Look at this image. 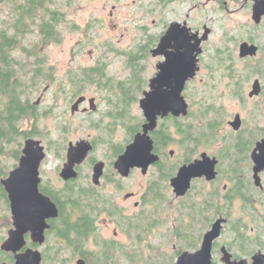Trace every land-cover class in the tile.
I'll use <instances>...</instances> for the list:
<instances>
[{
	"label": "flooded vegetation",
	"instance_id": "1",
	"mask_svg": "<svg viewBox=\"0 0 264 264\" xmlns=\"http://www.w3.org/2000/svg\"><path fill=\"white\" fill-rule=\"evenodd\" d=\"M172 1L174 0H134L132 7L139 14L144 12L143 15L140 14V18L151 17L157 15L154 13L159 5H168ZM209 1L220 10L223 7L229 10L228 3L231 0ZM199 2L206 5L208 0ZM190 20L187 18L179 22L187 23L191 28V35L198 34V38H206L201 42L202 51L198 55L200 70L194 78L187 81L183 91L188 103V113L157 116V125L149 130L148 135L153 142L152 153L158 159L149 164L145 172L142 166H135L124 174L117 168L116 162L127 152L137 135L144 133V126L148 124L141 100L145 97V91L151 90V79H145V82L130 91L132 94L128 102L124 98L129 85L125 83L127 79H89L90 82L83 85L80 84L84 83L82 79H69L68 89L57 79L43 82L47 84L34 103L36 111H43L41 107L48 94L54 95V99L67 96L73 115L97 116L99 119H88L87 126L91 132L80 136L71 127L68 128L70 125L57 129V137H53L54 133H49V130L38 133L40 131L30 128L32 125L28 126V131L32 134L27 138L40 140L45 150V157L40 165L39 192L49 201L46 204L48 208L41 213L40 226L35 227V221L28 223L23 236L24 242L16 251L5 249L3 244L15 229L11 203L6 192L9 209L6 225L0 228V264H15L20 254L27 257V264H142L143 260L152 259V255L157 259L153 264H176L183 253L198 251L207 233L219 222L221 230L213 240L212 264H264V205L251 194L247 195L248 200L245 202L240 194V180H246L244 183L252 184L264 192V170L260 172L263 183L261 188L255 182L253 160L257 143L264 139V130L263 133L255 134L254 124L246 126L243 113L236 112L233 117L240 114L242 118V125L238 130L231 125L233 119L227 118L220 128L208 133L203 125L204 118L199 113L202 93H198L199 97L195 88L189 90V87L196 82L195 79L203 68L213 62L219 65L222 61L213 55L217 51L216 47L215 50L208 48L213 44L212 28L206 23L195 24ZM170 23L159 31H151L150 24L141 23L136 30L140 34H148V38L150 35L157 36L152 50L158 46ZM256 27L259 29L257 34L242 42L255 43L261 49L264 17ZM156 31L158 34L155 35ZM146 41L142 40L137 44L138 47ZM136 46L133 45L130 49ZM260 49L257 56L241 59L257 63ZM151 50L149 53L156 58L155 76L157 65L165 57L155 56ZM210 50L214 52L212 56L215 61L209 56ZM128 51L118 50L117 54L126 59ZM146 58L147 56L145 60ZM141 59L144 60L143 55ZM99 62L91 68L101 65ZM108 76L111 77L109 74ZM260 80L262 92L254 97H250L248 92L246 96L253 106L264 105V82ZM53 85L58 88L52 93L49 90ZM92 86L96 87L95 95L85 93ZM80 99L82 101L79 102ZM240 103L246 104L245 101ZM135 104L140 110L138 113H131L130 107ZM51 110L49 108L42 114L50 113ZM166 132L169 137L163 142ZM71 134L73 137H70ZM230 134L243 137L247 140L246 143L249 141L251 144L246 149L245 156L239 160L241 172L238 169L236 171V166L225 156L224 148ZM41 135L43 138H39ZM72 146H81L73 150L74 158L69 157ZM50 157L57 160L53 171L46 168ZM205 158L214 161V170L211 166L208 170L214 171V177L209 179L205 174L195 176L185 194L178 195L173 180L180 168ZM65 169H69V172H65ZM135 176L137 183L134 184L132 179ZM245 188L243 191L246 193ZM250 223H255V226L252 227ZM241 226L245 230L244 235L239 230Z\"/></svg>",
	"mask_w": 264,
	"mask_h": 264
},
{
	"label": "rangeland",
	"instance_id": "2",
	"mask_svg": "<svg viewBox=\"0 0 264 264\" xmlns=\"http://www.w3.org/2000/svg\"><path fill=\"white\" fill-rule=\"evenodd\" d=\"M133 1L55 0L53 7L59 9L63 13L64 18V21L59 23V41H40L37 37L35 39L38 46H35L33 50L45 59L47 68L54 70H52L53 78L57 79V81H62L67 89L68 80L70 79L68 75L72 70L76 71L86 66L91 67L98 64L99 61L109 75L116 79H125L130 76V71L125 69L126 60L124 56L117 54V51L130 50L131 46L139 45L144 39L148 41V34H140V31L136 30L138 24H150L151 31H159L172 21H183L188 18L191 19L192 23H206L212 28L211 39L213 44L212 47L208 48L215 50L216 47L223 50L220 59L225 60V63L222 64L220 62V66L223 68L232 66L235 70L240 71L244 69L246 62H248L240 58L239 44L244 39L255 36L259 30L252 17L254 0H231L228 3L229 10L224 7L220 10L209 0L206 5H202L199 2L202 1L204 3V0H174L168 5H159L157 12L154 13L157 15L151 17L142 16V18H140V14L143 15L144 12L139 14L132 7ZM35 31L38 34V30L35 29ZM158 31L154 32L155 35L158 34ZM35 35L28 36L25 39L26 42L23 41V43L26 44L30 39L34 40L33 36ZM261 42L264 44V40H261ZM231 51L232 54L230 53ZM213 53L210 50L209 56H212ZM212 60L215 61V58L213 57ZM155 62L156 58L149 53L146 60H144L143 75L146 79L154 76L156 71ZM210 65L216 67V69H213V75L211 76V70L206 66L200 71L198 78L195 79L196 82L190 84L189 90L197 88L198 90L213 92L214 95L219 96L216 104L218 106L221 105L224 111L227 112V118L234 119L233 115L236 112L243 113V117L246 118L248 110L253 106L252 101L249 99L245 105H242L239 99L231 97L228 85L230 77L223 74V70L216 62L210 63ZM256 78L262 79L260 76H253L245 84L246 96L251 91L252 84ZM46 84H40L35 89L32 97L33 101L36 102L39 99V94ZM56 88H58L57 85H53L49 91L53 93ZM95 88V86L89 87L85 90V93L95 95ZM46 97L47 99L44 100L41 107L43 109L42 112L49 108H52V112L44 113V117L36 126H30L32 122L27 120L26 124L23 125L24 128L40 131L38 133L44 131L46 133L49 130V133H54L53 137H57L55 135L59 133L57 129H61L65 125H70L68 128L71 127L77 136L91 132L90 127L87 126L89 123L88 119L93 121L97 116L73 115L70 111V99L67 96L66 98L54 99V95L48 94ZM130 109L131 113H138L140 110L136 104L131 105ZM38 112L42 113L41 110ZM117 135L122 136L121 133H117ZM70 137H73V135L71 134ZM39 138H43V136L41 135ZM24 142L25 140H23V146ZM5 161L9 164L19 163V161H13L10 156H6ZM56 161V159L50 157L46 166L47 170L53 171ZM13 168L14 166L10 170ZM132 181L134 184L137 183L136 176L133 177ZM259 208L261 207L259 206ZM5 213L6 210L0 212V228L6 225L7 218ZM250 225L253 227L255 223H250ZM152 257L149 261L143 260L142 264H153L152 262L157 259L153 255Z\"/></svg>",
	"mask_w": 264,
	"mask_h": 264
},
{
	"label": "trees",
	"instance_id": "3",
	"mask_svg": "<svg viewBox=\"0 0 264 264\" xmlns=\"http://www.w3.org/2000/svg\"><path fill=\"white\" fill-rule=\"evenodd\" d=\"M54 4L55 0H0V212L6 210L5 215L9 209V201L1 179L8 174L11 167L17 165L16 162L9 164L5 158L10 156L13 161L19 160L22 154L23 140L32 134L23 125L27 120H30L32 126H36L44 117L42 113L36 111L35 101L32 98L35 89L46 80L54 79V70L47 68L45 59L33 50L35 46H38L35 39L37 37L40 41H59V23L64 21V18L63 13L53 7ZM35 29L38 30V34ZM34 34H36L33 36L34 40L30 39L26 44L23 43V41L26 42L25 39L28 36ZM156 39L157 36L150 35L146 44L140 47L136 46L127 53L125 69L130 71V76L125 78L127 79L125 83L129 84L124 94L127 102L135 87L145 82L144 60ZM222 54L223 50L218 48L213 55L224 64L225 60L220 59ZM142 55L144 60L141 59ZM256 60H258L257 63L247 60L244 69L240 71L235 70L232 66L225 68L219 66L223 70V74L230 77L228 85L231 97L239 99L241 102H247L245 84L253 76H260L264 82V44H261L260 57ZM208 67L212 76L213 69L216 67L212 65H208ZM68 76L70 79H82L84 83H80L81 85L90 82L89 79H116L112 76L109 77L106 69L100 64L95 68L72 70ZM195 90L196 94L202 93L200 94L202 97L199 113L204 118L203 125L208 133H212L211 131H216L225 123L227 112L221 105L216 104L219 96L210 91L206 92L197 88ZM263 108L264 105L255 104L248 110L245 119L246 126L254 124L255 134L263 133L264 130ZM182 132L185 133L184 130ZM163 137L165 140L163 142H166L169 134L166 132ZM227 139V146L224 148L225 156L230 163L236 166L235 170L238 169L241 172L242 165L239 160L245 156L246 149L251 144L249 141L246 143L245 138L233 134H230ZM244 182L246 180H240V194L244 197L245 202L248 200L247 195L251 194L264 205V192L253 187L252 184ZM243 188L247 190L246 193ZM250 204L252 206V203ZM239 228L244 235L243 227Z\"/></svg>",
	"mask_w": 264,
	"mask_h": 264
},
{
	"label": "water",
	"instance_id": "4",
	"mask_svg": "<svg viewBox=\"0 0 264 264\" xmlns=\"http://www.w3.org/2000/svg\"><path fill=\"white\" fill-rule=\"evenodd\" d=\"M252 11L253 20L256 24H260L264 17V0H255ZM190 32L191 28L186 22H171L158 46L151 50L153 55H163L165 59L157 65L156 75L150 78L151 90L145 91V97L141 100V106L148 120V124L144 126V133L137 135L127 152L116 162L117 168L124 174H127L130 168L135 166H142L145 172L149 164L158 159L157 155L152 153L153 142L148 135L149 130L157 125L158 115L165 116L173 113L179 116L188 113V103L183 91L187 81L194 78L200 70L198 55L202 51L201 42L206 38H198V34L191 35ZM193 39L195 42H192ZM259 49L257 44L244 41L240 44L239 56L240 58L257 56ZM262 89L261 80L256 78L249 96L259 95ZM75 109L76 106L73 111ZM231 125L236 130L241 127L242 118L240 114L235 115ZM80 147L72 146L69 157L74 158L73 150ZM44 157L45 150L41 141L32 137L27 138L18 166L1 180L8 193L15 224V229L11 231L10 238L3 244L5 249L16 251L17 247L24 242L23 236L28 223L35 221V227L40 226L41 213L48 208L46 204L49 201L39 192L40 165ZM253 160L255 162L254 178L256 185L263 188L260 172L264 170V139L257 143L253 152ZM210 166L214 170V161H210L209 158L188 166H182L177 177L173 180L177 194H185L190 187V181L195 176L205 174L209 179L213 178L214 171H208ZM66 171L69 172V169H65ZM220 230L219 222L213 230L207 233L203 245L198 251L183 253L176 264H212L213 240L220 234ZM15 264H27V257L23 254L18 255Z\"/></svg>",
	"mask_w": 264,
	"mask_h": 264
}]
</instances>
